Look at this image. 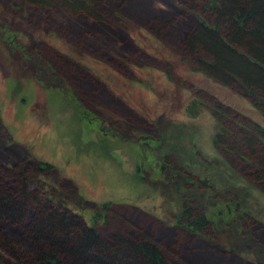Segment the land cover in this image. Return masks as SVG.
Masks as SVG:
<instances>
[{"label": "rangeland", "instance_id": "374dc122", "mask_svg": "<svg viewBox=\"0 0 264 264\" xmlns=\"http://www.w3.org/2000/svg\"><path fill=\"white\" fill-rule=\"evenodd\" d=\"M97 1L113 31L57 5L0 0V169L29 163L35 169L25 173V183L32 193L46 194L89 225L98 212L93 227L101 236L119 230L130 239L143 237L171 264H264V193L252 182V167L214 145L222 129L210 105L194 117L187 109L201 91L233 108L235 115L223 120L229 129L248 120L264 129V117L185 58L182 36L198 13L187 11V0ZM2 26L14 45L29 46L30 62ZM69 44L83 55L70 53ZM46 66L72 72L73 89L104 123L80 117L53 88L61 82L48 79ZM39 164L50 167L38 170ZM189 174L207 180L213 191L177 190ZM224 192L237 195L239 215L217 216L196 235L175 225L183 201L208 208ZM28 211L32 217L35 207ZM0 236L26 234L0 221Z\"/></svg>", "mask_w": 264, "mask_h": 264}, {"label": "trees", "instance_id": "16d2710c", "mask_svg": "<svg viewBox=\"0 0 264 264\" xmlns=\"http://www.w3.org/2000/svg\"><path fill=\"white\" fill-rule=\"evenodd\" d=\"M22 1L35 8L51 9L57 5L66 13L82 15L101 22L100 26L107 24L111 31L114 29L99 15L97 0ZM183 3L187 11L198 13L197 20H189L194 24L182 36L185 58L194 65L193 70L242 94L264 117V0H187ZM87 27L96 29L89 24ZM7 38L11 36L7 34ZM76 49L81 50L78 45ZM198 93L188 112L194 117L210 105L222 129L214 136V145L248 161L253 171L252 182L259 184L264 193V129L249 120L238 130L227 128L223 120L235 115L233 108L212 95ZM89 94L84 91V96ZM26 163L18 169L8 166L0 169V221L15 229L22 228L26 234L19 238L0 236V248L7 252L4 255L0 249V264H171L160 248L143 237L130 239L119 230L109 238L101 236L93 227L100 217L98 212H94L98 217H93L89 225L83 217L50 200L46 194L32 193L25 183V173L35 168ZM49 167L39 164L37 168ZM161 168L166 170L164 166ZM9 184L15 186L7 188ZM181 184L177 190L193 187L212 192L214 189L207 180L195 179L191 174ZM217 197L216 203L208 208L183 201L174 217L175 225L196 235L217 216L230 219L240 214L236 194L228 197L224 192ZM29 206L35 207L32 217L28 216Z\"/></svg>", "mask_w": 264, "mask_h": 264}, {"label": "flooded vegetation", "instance_id": "af4514ba", "mask_svg": "<svg viewBox=\"0 0 264 264\" xmlns=\"http://www.w3.org/2000/svg\"><path fill=\"white\" fill-rule=\"evenodd\" d=\"M2 31L6 32L12 38V33H11L10 29L7 32V30L6 29H3V26H2ZM12 39L10 40V44H13ZM11 46L14 47V48H16L17 50L19 49V53H20V55L22 54L21 57L24 60H26L27 62H30V60H32L31 58H29L30 56L27 54V50L29 49V46L28 45L26 46V50L24 49L23 45L22 44L19 45V43L15 44V45L13 44ZM31 48H33V46ZM56 51L62 53L59 50H56ZM68 51L70 53H72V54L73 53H78V56H82L83 55V52L82 51H79V50L76 49V45L69 44ZM63 54L66 57L69 56L68 58L71 59V61H74V58L72 56L67 55V53H63ZM46 67L48 69V75H47L49 77L48 79H59V81L61 83H65L64 84L65 85V88H63L62 87V84L59 83V82H57L55 85L53 84L52 86H53V88H55L56 90H58L59 92H61L62 95L64 96V98L67 99V101L69 103H72L71 106L73 108H75L79 112V116L80 117H84V118L86 117V119H88L89 122H91L92 119H97L98 120L97 123L99 125L104 123L103 122L104 119L102 118L103 117V114L99 110H96L95 108L90 107L89 106L90 103L88 101H86L81 94L77 93L75 91V89H73L72 86H73V83H74L73 81L74 80H71V79H69L67 77V76H71L72 72L71 73H68L67 75L66 74L63 75V73H61L60 71H58L56 68H52L51 66H46ZM117 73H119V72L117 71ZM119 74H121V73H119ZM41 78H43V77L41 76ZM48 81H50V80H48ZM67 82H68V85L69 86L66 85ZM130 123L133 126H135V127L137 126V124L135 122H130ZM146 138H147V140H149V137H146Z\"/></svg>", "mask_w": 264, "mask_h": 264}, {"label": "water", "instance_id": "95a60500", "mask_svg": "<svg viewBox=\"0 0 264 264\" xmlns=\"http://www.w3.org/2000/svg\"><path fill=\"white\" fill-rule=\"evenodd\" d=\"M144 138H146V137H144Z\"/></svg>", "mask_w": 264, "mask_h": 264}]
</instances>
